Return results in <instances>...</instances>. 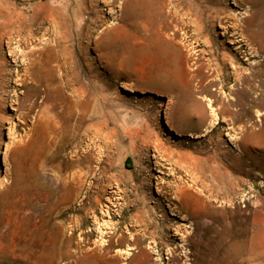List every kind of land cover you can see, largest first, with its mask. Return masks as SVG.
I'll return each mask as SVG.
<instances>
[{
	"label": "rangeland",
	"instance_id": "rangeland-1",
	"mask_svg": "<svg viewBox=\"0 0 264 264\" xmlns=\"http://www.w3.org/2000/svg\"><path fill=\"white\" fill-rule=\"evenodd\" d=\"M102 1L0 0V264H264V0Z\"/></svg>",
	"mask_w": 264,
	"mask_h": 264
},
{
	"label": "bare ground",
	"instance_id": "bare-ground-1",
	"mask_svg": "<svg viewBox=\"0 0 264 264\" xmlns=\"http://www.w3.org/2000/svg\"><path fill=\"white\" fill-rule=\"evenodd\" d=\"M98 2V1H97ZM104 4H110V5H113L115 2V0H111L109 2H107L106 0L102 1ZM101 2V3H102ZM96 3V2H95ZM94 6V4L92 3L90 5V7ZM108 6V5H106ZM122 6V7H121ZM121 11H123L126 7L125 5V2L123 3V5H121ZM111 7V6H110ZM119 7V8H120ZM9 8V7H8ZM1 10V9H0ZM93 10V9H92ZM100 10V9H99ZM102 10V9H101ZM95 11V10H94ZM120 11V12H121ZM153 11V10H152ZM152 11H151V6L149 3H146V2H141L139 4L136 5L135 7V13L134 15L132 16V25H134V28L135 30L137 31H147V30H153V14H152ZM154 12V11H153ZM92 13V11H91ZM97 13V11H96ZM155 13V12H154ZM82 14V13H81ZM80 14V16H81ZM120 14V13H119ZM123 14V12H122ZM18 15V14H17ZM20 16V14H19ZM17 16V17H19ZM16 16L12 15L10 12H1L0 13V30L4 27H9V25L11 24V21L12 19H14ZM120 17V16H119ZM92 18V17H91ZM19 19V18H18ZM119 19V18H118ZM155 20V19H154ZM15 21V20H14ZM93 20H90V22H92ZM123 21V20H122ZM95 22V21H94ZM122 23V22H120ZM92 24V23H91ZM90 24V25H91ZM94 24V23H93ZM11 27V26H10ZM74 27V26H73ZM152 27V28H151ZM13 28H14V24H13ZM151 28V29H150ZM9 29V28H8ZM12 29V28H11ZM6 30V29H5ZM4 31V29H3ZM148 31V32H149ZM5 32V31H4ZM7 33V32H6ZM4 34V33H3ZM140 34V33H139ZM7 36H9L7 39H8V42H6L8 44V46L10 47V44H12V39L14 38H11V35L12 34H6ZM14 36V34L12 35ZM1 37V36H0ZM3 37V36H2ZM17 37V36H16ZM19 37V36H18ZM16 41V40H15ZM42 41V39H41ZM20 41L17 40L16 43L18 44ZM43 42V41H42ZM47 42V41H46ZM45 42V43H46ZM5 43V44H6ZM15 45V44H14ZM48 45V44H47ZM18 49V48H17ZM1 50V49H0ZM21 50V49H20ZM18 51V50H17ZM22 52V51H21ZM35 53H36V50H30L28 52H22L21 54L17 53L16 51H14V48L13 50H8V53H7V56L12 60L13 63H16V61H18V57H21L24 59L25 61V64L26 65H29V72L27 73H23L21 74L20 73V70L19 69H14V74H15V81H20V82H24L26 78H29L32 82H39L41 80H45L46 78H49L50 77V72L47 70L46 67H43V64L41 65L42 67H39L38 65L41 63L40 61H37V59L35 58ZM44 56V55H43ZM46 59V58H45ZM162 59V58H161ZM44 60V59H42ZM41 60V61H42ZM49 60V58H48ZM184 60V59H183ZM22 62V61H21ZM44 62V61H43ZM47 62V61H46ZM46 65V64H45ZM1 66V65H0ZM36 66H38L40 68V70L42 71L41 74H37V73H33L31 69H35L36 70ZM165 66V65H164ZM182 68V67H181ZM12 69V68H11ZM39 70V69H38ZM197 70V69H196ZM160 71V70H159ZM42 75V76H41ZM188 76V75H187ZM12 80V78H11ZM44 82V81H43ZM31 83V82H30ZM123 85V84H122ZM211 105V104H210ZM209 105V106H210ZM173 130V129H172ZM74 143V142H73ZM74 147V146H73ZM71 152V151H70ZM78 155V154H77ZM73 175V174H72ZM68 177V176H67ZM65 178V177H63ZM74 178V177H73ZM76 179V178H75ZM68 180V178H67ZM66 181V180H65ZM79 186V185H78ZM62 189H64V193L61 194V195H66V198L68 200H70L71 198H73L72 196H77V192L74 194V189L71 188V182L69 181H66L64 182L63 179H62V176L60 177V193L62 191ZM63 192V191H62ZM102 192V191H101ZM66 200V199H65ZM72 200V199H71ZM107 200V199H106ZM110 201V200H109ZM105 214V213H104ZM107 215V214H106ZM138 220V219H137ZM62 234H64V231L62 230ZM41 237V236H40ZM46 241V240H45ZM38 242V241H37ZM63 245V244H62ZM58 246V245H57ZM67 246V245H66ZM95 248V247H94ZM118 251V250H117ZM129 255V254H128ZM96 256V255H95ZM148 263V262H147Z\"/></svg>",
	"mask_w": 264,
	"mask_h": 264
}]
</instances>
